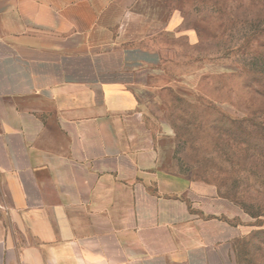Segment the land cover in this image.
<instances>
[{
	"label": "crops",
	"instance_id": "0c3cea01",
	"mask_svg": "<svg viewBox=\"0 0 264 264\" xmlns=\"http://www.w3.org/2000/svg\"><path fill=\"white\" fill-rule=\"evenodd\" d=\"M202 43L164 0H0V264H241L182 153L229 72Z\"/></svg>",
	"mask_w": 264,
	"mask_h": 264
},
{
	"label": "rangeland",
	"instance_id": "374dc122",
	"mask_svg": "<svg viewBox=\"0 0 264 264\" xmlns=\"http://www.w3.org/2000/svg\"><path fill=\"white\" fill-rule=\"evenodd\" d=\"M199 27L202 52L229 72L182 148L187 167L217 182L256 230L238 248L241 264H264V0H164ZM186 153V154H185Z\"/></svg>",
	"mask_w": 264,
	"mask_h": 264
}]
</instances>
